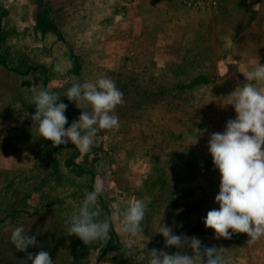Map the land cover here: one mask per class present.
<instances>
[{
  "label": "rangeland",
  "instance_id": "obj_1",
  "mask_svg": "<svg viewBox=\"0 0 264 264\" xmlns=\"http://www.w3.org/2000/svg\"><path fill=\"white\" fill-rule=\"evenodd\" d=\"M186 1L0 0V264H31L28 254L42 250L55 264H146L147 251L165 249L161 220L177 235L224 247L228 264H264V237L216 239L203 223L219 208L208 141L236 118L224 97L264 65V10H254L264 0ZM64 60L73 67L57 72ZM101 73L124 94L119 128L100 130L86 153L43 139L25 89L60 94L67 128L91 108L64 92ZM202 132L189 146L186 137ZM97 183L106 186L101 218L112 217V226L107 240L87 246L65 221ZM131 197H147L144 232L135 237L118 217ZM18 226L36 247L15 249Z\"/></svg>",
  "mask_w": 264,
  "mask_h": 264
},
{
  "label": "clouds",
  "instance_id": "obj_2",
  "mask_svg": "<svg viewBox=\"0 0 264 264\" xmlns=\"http://www.w3.org/2000/svg\"><path fill=\"white\" fill-rule=\"evenodd\" d=\"M254 10H264V3L254 5ZM65 64L73 67L71 61L64 60L55 70L63 72ZM244 76L246 82L224 97L225 105L234 107L236 118L227 121L223 132H213L208 141L213 164L220 173L219 192L215 196L219 208L209 210L203 223L207 229L214 230L216 239L230 240L233 234L245 233L249 237L248 244H254L264 237V65L256 64ZM38 87L25 89L33 93L36 111L31 119L38 125L40 136L55 147L71 141L81 153H86L91 150L100 130H114L120 126L115 109L124 103V94L104 73L99 74L95 82H77L64 92L63 96L78 107L86 102L91 108V111H82L78 120L67 128L68 106L60 102V94L47 89L36 91ZM202 135L203 132L189 134L186 137L189 146L197 145ZM105 191L103 183L86 191L78 210L65 221L67 234L78 237L87 246L107 240L111 230L112 217L101 218L98 207L99 197ZM146 200L147 197H131L126 207L119 211L124 233L135 237L144 232ZM161 221L157 231L164 237L165 249L177 251L153 248L147 251L146 264H228L225 255L228 250L224 247L204 245L195 236L177 235L173 227ZM11 242L20 252L37 246L36 237L29 236L23 226L11 232ZM27 260L31 264H55L50 253L43 250L35 255L29 253Z\"/></svg>",
  "mask_w": 264,
  "mask_h": 264
},
{
  "label": "built area",
  "instance_id": "obj_3",
  "mask_svg": "<svg viewBox=\"0 0 264 264\" xmlns=\"http://www.w3.org/2000/svg\"><path fill=\"white\" fill-rule=\"evenodd\" d=\"M186 3H187L189 6L196 5V0H187ZM198 4H200V3H198Z\"/></svg>",
  "mask_w": 264,
  "mask_h": 264
}]
</instances>
